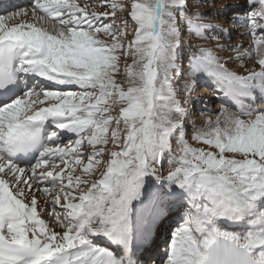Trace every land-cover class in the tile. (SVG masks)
<instances>
[{"label": "snow or ice", "instance_id": "obj_1", "mask_svg": "<svg viewBox=\"0 0 264 264\" xmlns=\"http://www.w3.org/2000/svg\"><path fill=\"white\" fill-rule=\"evenodd\" d=\"M0 264H264V0L3 7Z\"/></svg>", "mask_w": 264, "mask_h": 264}, {"label": "rangeland", "instance_id": "obj_2", "mask_svg": "<svg viewBox=\"0 0 264 264\" xmlns=\"http://www.w3.org/2000/svg\"><path fill=\"white\" fill-rule=\"evenodd\" d=\"M88 2L95 5V4L101 3V0H88ZM230 2H233L234 3V2H236V0H221V3H230ZM220 22L221 23H225V21L223 19ZM244 39H246V38L240 37L237 34L236 36H233V38H232L231 41H225V42L238 43V42H240L241 40H244ZM204 90L205 89H203V88H201V89L198 88V91H197L196 96L194 98L200 96L203 93ZM195 119L197 120V123H200V122H202V120L204 119V117L200 116V114L198 112L197 113V116L195 117Z\"/></svg>", "mask_w": 264, "mask_h": 264}, {"label": "bare ground", "instance_id": "obj_3", "mask_svg": "<svg viewBox=\"0 0 264 264\" xmlns=\"http://www.w3.org/2000/svg\"><path fill=\"white\" fill-rule=\"evenodd\" d=\"M19 6H23V7H27L28 6V0H22L18 3ZM9 10H13V9H9ZM237 34H234L233 36H236ZM246 40V39H244ZM204 89V88H203Z\"/></svg>", "mask_w": 264, "mask_h": 264}]
</instances>
